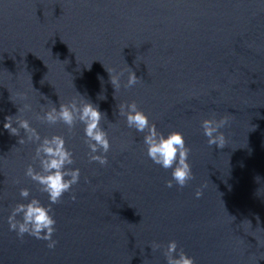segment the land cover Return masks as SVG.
<instances>
[{
  "label": "water",
  "instance_id": "95a60500",
  "mask_svg": "<svg viewBox=\"0 0 264 264\" xmlns=\"http://www.w3.org/2000/svg\"><path fill=\"white\" fill-rule=\"evenodd\" d=\"M112 68L123 72L115 93ZM129 71L141 83L125 89ZM73 99L106 114L104 166L89 161L83 124L35 118ZM131 101L165 135L184 136L194 175L185 187H166L171 169L119 116ZM7 116L63 136L80 169L52 206L54 249L9 231L17 203L48 199L25 176L29 164L39 170L36 144H19L25 134L10 135ZM213 116L229 120L223 148L201 128ZM170 241L195 264H264V0H0V264H167Z\"/></svg>",
  "mask_w": 264,
  "mask_h": 264
},
{
  "label": "clouds",
  "instance_id": "9594fccd",
  "mask_svg": "<svg viewBox=\"0 0 264 264\" xmlns=\"http://www.w3.org/2000/svg\"><path fill=\"white\" fill-rule=\"evenodd\" d=\"M105 70L109 73L114 93L119 91L121 88L120 77L123 72H116L113 68ZM139 83H141V78L137 77L135 72L129 71L123 87L131 88ZM23 107L25 111L31 110L30 104H24ZM118 110L119 116L125 118L128 128L143 134L147 157L155 165H159L165 170L171 169V179L166 181V187L172 188L175 184L179 188H183L194 179L191 165L188 162L191 149L186 146L182 133L173 130L165 135L159 131L155 123L150 122L148 116L139 110L135 101L121 103ZM13 117H5L3 127L13 136H20V130H23L25 136L18 140L19 144L23 145L26 142L36 144L32 159L33 162H38L39 170L29 164L25 170V176L38 185L39 192L47 195L48 204L43 205L35 197L27 203H17L7 217L9 231H14L20 239L27 234L36 239L47 241V248L54 249L57 241L52 238L56 231L52 206L61 203L65 193H71L72 186L79 182L80 169L70 167L75 161L72 151L66 147L63 136L41 137L37 130L30 126L29 120H14ZM35 118L48 125L62 123L69 131L74 128L77 122L83 124L84 143L89 149V161L97 162L101 166L108 163L105 154L108 153L111 146L108 133L101 127V120L106 119V114L102 113L98 106L93 105L90 101L73 99L67 103H60L58 108L52 105L47 111H44L43 115L36 114ZM228 123L227 117L216 119L215 116L201 121V128L204 136L207 137L209 146L225 147V135L220 130ZM14 124L16 126H13ZM19 195L27 200L30 192L27 188H22ZM201 195L202 192L198 189L195 192L196 198H200ZM70 199L75 201L76 196L70 194ZM150 247L152 251H155L161 246L153 243ZM163 254L167 264H195L192 257L187 256L183 250L177 249L175 241H170L167 244Z\"/></svg>",
  "mask_w": 264,
  "mask_h": 264
}]
</instances>
